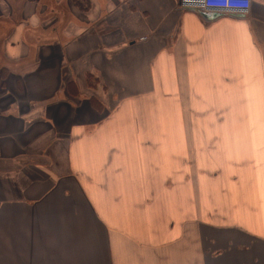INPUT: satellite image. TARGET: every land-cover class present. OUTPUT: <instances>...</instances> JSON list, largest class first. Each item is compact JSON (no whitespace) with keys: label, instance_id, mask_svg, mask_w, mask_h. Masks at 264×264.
<instances>
[{"label":"crops","instance_id":"crops-1","mask_svg":"<svg viewBox=\"0 0 264 264\" xmlns=\"http://www.w3.org/2000/svg\"><path fill=\"white\" fill-rule=\"evenodd\" d=\"M0 264H264V0H0Z\"/></svg>","mask_w":264,"mask_h":264},{"label":"built area","instance_id":"built-area-1","mask_svg":"<svg viewBox=\"0 0 264 264\" xmlns=\"http://www.w3.org/2000/svg\"><path fill=\"white\" fill-rule=\"evenodd\" d=\"M178 2L183 10L242 16L249 15L252 6V0H178Z\"/></svg>","mask_w":264,"mask_h":264},{"label":"water","instance_id":"water-1","mask_svg":"<svg viewBox=\"0 0 264 264\" xmlns=\"http://www.w3.org/2000/svg\"><path fill=\"white\" fill-rule=\"evenodd\" d=\"M201 14L207 19H214L218 17L219 15L218 13H215V12H203ZM239 16H242V15H239Z\"/></svg>","mask_w":264,"mask_h":264},{"label":"rangeland","instance_id":"rangeland-1","mask_svg":"<svg viewBox=\"0 0 264 264\" xmlns=\"http://www.w3.org/2000/svg\"><path fill=\"white\" fill-rule=\"evenodd\" d=\"M223 112L225 113L226 111L223 110ZM228 112V111H227Z\"/></svg>","mask_w":264,"mask_h":264}]
</instances>
